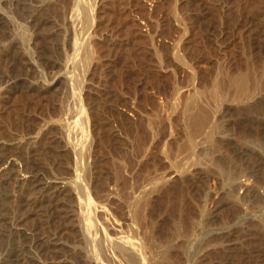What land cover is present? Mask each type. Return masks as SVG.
<instances>
[{
	"label": "rangeland",
	"instance_id": "rangeland-1",
	"mask_svg": "<svg viewBox=\"0 0 264 264\" xmlns=\"http://www.w3.org/2000/svg\"><path fill=\"white\" fill-rule=\"evenodd\" d=\"M16 1L0 0V15L6 23L0 29V142L14 151L17 149L16 154L22 160L27 158L23 169L28 174L35 169L31 163L40 149L48 166L54 163L53 171L57 169L55 173L66 182L70 189L68 202L75 209L71 223L76 228L71 230L74 234L62 237L73 239L69 241L76 250H72L76 253L72 254L73 261L121 264V250L109 248V239H120L128 228L124 222L127 216L128 225L139 223L128 215L124 202L132 204L136 196L142 199L146 194L147 199L150 197L140 219V224L144 223L141 241L147 246L150 239L154 240V248L148 247L153 253L166 243L175 242L176 246L170 247L173 259L177 257L174 264H188L187 260L189 264H264V255L247 253L252 241L264 242L263 232L255 231L261 222L264 202L250 195V191H257L264 198V192L259 194L264 189V168L256 165L263 155L252 144L253 141L259 146L264 144V0H95V23L89 36L93 52L87 65L79 67L83 73L81 86L75 82L80 69L76 65L78 70L74 71L72 62L82 44L77 30L83 14L73 8L79 0ZM27 10L36 16H50L61 26V33L32 27ZM74 31L77 48L69 44ZM16 45L19 48L14 57ZM80 120L84 125H80ZM77 123L84 130L78 127L71 131L72 124ZM81 150L84 153L80 154ZM226 166L237 170L233 168L234 173ZM223 174H233L229 176L231 180L227 177L229 182L233 181L229 183ZM173 180H178L185 190L183 198L189 210L199 211L205 205V213L213 215L206 213L204 217L209 225L206 222L203 225L208 227L201 225L203 217L198 211L192 215L195 219L184 213L177 224L180 228L181 223L195 220L197 234L193 232L189 240H197L201 252L187 253L189 259L181 251L184 246L181 243L188 239L180 233L183 225L180 229L176 225L172 231L163 226L169 215L164 211L182 199L176 195ZM80 185L88 189V199L94 205L95 242L90 238L94 233L85 223L89 205L81 196ZM15 189L17 195L21 194V186ZM194 195L197 198L193 200ZM7 203V212H12L9 215H16V200L9 199ZM162 203L165 206L161 208ZM152 205L161 208L154 215ZM30 221V227H34L35 221ZM66 241L63 242L67 245ZM97 242L107 247L103 250L104 258ZM149 250L143 257L146 262L149 260L146 264H159L151 260L149 256L153 254Z\"/></svg>",
	"mask_w": 264,
	"mask_h": 264
},
{
	"label": "bare ground",
	"instance_id": "bare-ground-1",
	"mask_svg": "<svg viewBox=\"0 0 264 264\" xmlns=\"http://www.w3.org/2000/svg\"><path fill=\"white\" fill-rule=\"evenodd\" d=\"M16 1V0H15ZM31 1V0H30ZM17 2V1H16ZM19 2V1H18ZM17 2V3H18ZM21 2H23L22 0L20 1V3ZM61 2V1H60ZM24 3H27L28 4V2H24ZM16 4V3H15ZM33 4V3H32ZM95 4H96V2H95V0H79L77 3H74V10L76 9L77 11H80L81 13H79V14H83V16H82V20H81V23H80V27L78 28V30H77V32H78V36H79V38H80V40L82 41V44L80 45V47H79V52L77 53V55L75 56V58L74 59H72L73 61V64H74V69L76 68V65H77V68L78 69H80L81 67H83V66H86L87 65V62L86 61H89L90 59V56L92 55V46H91V43H90V41H89V39H90V31H91V27H92V25H94L93 23H95L94 22V13H93V11H94V8H95ZM209 4V3H208ZM26 4H24V6H25ZM30 5V4H29ZM28 5V6H29ZM24 6H23V8H24ZM27 6V5H26ZM40 6V5H39ZM25 8H27V7H25ZM30 8H32V6L30 5ZM206 8V7H205ZM60 9V8H59ZM28 10H31V9H28ZM27 10V11H28ZM209 10V9H208ZM26 11V10H25ZM24 11V12H25ZM32 11V10H31ZM57 11V10H56ZM68 11V10H67ZM39 12V11H38ZM1 13V12H0ZM29 14V11L28 12H26V14ZM48 13V12H47ZM42 14V13H41ZM68 14V13H67ZM76 14V13H75ZM72 15H74V13L72 14ZM4 16V15H3ZM29 16H30V18H29V22H30V24H31V26L32 27H36L38 30H49V32L50 33H55V34H58V33H61V26H59V24H57V23H55L54 21H53V19L50 17V16H43V15H41V16H36V14H34V12H31L30 14H29ZM28 15H27V17H29ZM81 16V15H80ZM74 19V18H73ZM77 19V18H76ZM5 23V20H4V18L0 15V29H2L1 27H3L2 25ZM12 23V22H11ZM6 24V23H5ZM9 24V23H8ZM11 25V24H10ZM78 26V25H77ZM76 27V26H75ZM8 28H9V26H8ZM7 29V28H6ZM35 30V29H34ZM9 31V30H8ZM3 32H4V30H3ZM2 32V33H3ZM7 32V31H6ZM27 32V31H26ZM37 32H39V31H37ZM41 32V31H40ZM76 31H74L73 32V37H74V39H72L71 38V41L69 42V44H70V46L71 47H74V48H77V44H78V42H77V40H76V38H77V34H75V33H77ZM8 33V32H7ZM29 33V32H28ZM42 33V32H41ZM37 35H38V33H37ZM79 40V41H80ZM41 42V41H40ZM66 42H68V41H66ZM43 45V44H42ZM66 47V46H65ZM18 48H19V46L18 45H16L15 46V50H14V57H17L16 56V52L18 51ZM69 48V47H68ZM72 49V48H71ZM69 50V49H68ZM76 50V49H75ZM93 54H95V53H93ZM41 55V54H40ZM71 55V54H70ZM71 57V56H70ZM74 57V56H73ZM49 63V62H48ZM48 63H46V64H48ZM90 63V62H89ZM88 63V64H89ZM53 64V63H52ZM84 64V65H83ZM80 67V68H79ZM76 68V70H74V71H77L78 69ZM85 69V68H84ZM82 71H84V70H82ZM86 71V70H85ZM77 73V76L75 77L76 79H75V82H77V84L78 85H80L79 84V81H81V78H83V73H81V69H80V73L77 71L76 72ZM79 74V75H78ZM81 75H82V77H81ZM231 75V74H230ZM236 75H238V74H236ZM237 77V76H236ZM7 79V78H6ZM74 79V78H73ZM219 79H220V77H219ZM83 80V79H82ZM234 81V80H233ZM240 81V80H239ZM82 82V81H81ZM80 82V83H81ZM238 82V81H237ZM236 82V83H237ZM6 83V82H5ZM8 83V82H7ZM6 83V84H7ZM83 83V82H82ZM224 83V82H223ZM230 83V82H229ZM234 83V82H233ZM246 83V82H245ZM74 84V83H73ZM73 84H72V87H73ZM76 84V83H75ZM218 84V83H217ZM220 84V83H219ZM232 84V83H231ZM238 85H239V87H240V89H243L244 87H242L241 88V86H240V83L238 82ZM244 86H246V84H243ZM242 85V86H243ZM81 86V85H80ZM217 86V85H216ZM236 86H237V84H236ZM15 87V86H14ZM74 87H75V85H74ZM26 88V87H25ZM222 88V87H221ZM28 89V88H27ZM26 89V90H27ZM74 89V88H73ZM218 89V88H217ZM236 89V88H235ZM248 89V88H247ZM212 90V89H211ZM213 92V91H212ZM211 92V93H212ZM215 92H217V91H214V93ZM220 92V91H219ZM26 93V92H25ZM217 94H220V93H217ZM217 94H216V96H217ZM222 95V94H221ZM216 96H214V97H216ZM219 97V96H218ZM34 98V97H33ZM222 98V97H221ZM257 103V102H256ZM259 103V102H258ZM230 104V103H229ZM80 106V105H79ZM252 107V106H251ZM257 107V106H256ZM82 108V107H81ZM80 108V109H81ZM231 108V107H230ZM235 108V107H234ZM253 108V107H252ZM262 109V107L261 108H259V110H261ZM206 110V109H205ZM243 110V109H242ZM76 111V110H75ZM79 111V110H78ZM202 110H200V112H201ZM231 111V110H230ZM239 111V110H238ZM241 111V110H240ZM203 112V111H202ZM204 113H206V112H204ZM253 113H255V112H253ZM207 114H209V113H207ZM201 115H202V113H201ZM243 115V114H242ZM259 115H261V114H259ZM190 116H192V115H190ZM238 116V115H237ZM245 116V115H244ZM253 116V115H252ZM211 117V116H210ZM196 118V117H195ZM249 118V117H248ZM261 118V117H260ZM263 118V117H262ZM200 119V118H199ZM209 119V118H208ZM253 119V118H252ZM259 119V118H258ZM211 120V119H210ZM251 120V119H250ZM83 121V120H82ZM81 120L79 121V123H80V125L82 126V124L84 123V122H82ZM255 121V120H254ZM253 121V122H254ZM256 121H257V119H256ZM259 121V120H258ZM198 122V121H197ZM205 122V121H204ZM214 122V121H213ZM79 123H77V124H75V125H73L72 124V126L71 127H73L72 129H71V131H74L76 128H78V127H80L81 128V126H79ZM190 123V122H189ZM188 123V124H189ZM222 123V122H221ZM220 123V124H221ZM264 123V122H263ZM195 124V123H194ZM262 124V123H261ZM71 125V124H70ZM84 125V124H83ZM204 125V124H203ZM206 125H207V123H206ZM213 125V124H212ZM211 125V126H212ZM215 125V124H214ZM263 125V124H262ZM262 125H260V127H262ZM245 126V125H244ZM259 126V125H258ZM70 127V128H71ZM198 127V126H197ZM256 127V126H255ZM83 128H84V126H83ZM83 128H81V129H83ZM192 128V127H191ZM190 128V129H191ZM217 128L218 129H221V128H219L218 126H217ZM223 128V127H222ZM226 128V127H225ZM240 128V127H239ZM254 128V127H253ZM259 128V127H258ZM74 129V130H73ZM80 129V130H81ZM199 129V128H198ZM203 129V128H202ZM255 129V128H254ZM264 129V128H263ZM79 130V131H80ZM84 130V129H83ZM201 130V129H200ZM216 130V129H215ZM78 131V132H79ZM86 131V130H85ZM206 131V130H205ZM210 131V130H209ZM190 132V131H189ZM201 132V131H200ZM218 132V131H217ZM227 132V131H226ZM74 134L76 133V132H73ZM81 133H83L82 132V130H81V132H80V136H81ZM194 133V132H193ZM198 133V132H197ZM79 134V133H78ZM195 134V133H194ZM213 134V133H212ZM211 134V135H212ZM222 134V133H221ZM193 135V134H192ZM223 135V134H222ZM51 136V135H50ZM86 136V135H85ZM191 136V135H190ZM226 137V136H225ZM225 137H223V138H225ZM77 139V138H76ZM82 139V138H81ZM193 139V138H192ZM226 139H227V137H226ZM226 139H224V140H226ZM194 140V139H193ZM209 140H211V139H209ZM213 140V139H212ZM228 140V139H227ZM226 140V141H227ZM249 140V139H248ZM254 140V139H253ZM264 140V139H263ZM1 141V140H0ZM7 141V140H6ZM220 141L222 142V140L220 139ZM262 141V140H261ZM261 141H259V142H261ZM79 142H80V140H79ZM84 142V141H83ZM195 142V141H194ZM198 142V141H197ZM210 142H212V141H210ZM214 142V141H213ZM216 142V141H215ZM218 142V141H217ZM245 142V141H244ZM248 142V141H247ZM250 142V141H249ZM249 142H248V144H249ZM257 142V141H256ZM256 142L255 141H253V143L252 144H254L255 143V147H257V148H259V149H261V152H262V157H263V159H261L256 165H257V167L258 168H261V167H263L264 168V144L263 145H261V143H260V145L261 146H259V145H257L256 144ZM263 142V141H262ZM13 143V142H12ZM223 143H225L224 141H223ZM251 143V142H250ZM81 144V143H80ZM79 144V145H80ZM199 144V143H198ZM218 144V143H217ZM221 144V143H220ZM251 144V145H252ZM259 144V143H258ZM194 145V144H193ZM195 145H196V143H195ZM250 145V144H249ZM250 145V146H251ZM13 146V145H12ZM76 146V145H75ZM192 146V145H191ZM208 146V145H207ZM218 146V145H217ZM220 146V145H219ZM228 146V145H227ZM249 146V147H250ZM79 147V146H78ZM253 147V146H252ZM16 148V147H15ZM14 148V149H15ZM77 148V147H76ZM181 148V147H180ZM254 148V147H253ZM256 148V149H257ZM13 149V147L12 148H10V146L8 145V144H5V143H3V141L2 142H0V264H76V262H74L73 260L74 259H72V254H74L75 252H76V250L74 249V246H73V244L72 243H70L69 241H71L72 242V240H70L69 238L68 239H66L65 237H62V235H64V234H66V233H69V234H71V230H73V227H74V224H72L73 222H72V218H74V216H75V209H73V204L72 205H70L69 204V202H68V200H69V193H68V191L70 190H68L67 188L68 187H66L67 185H66V182L63 180V178H62V176H60L59 174H56L55 173V171L57 170H55V171H53L54 170V168H52L53 166H54V163H53V166L51 167V166H48L49 164H47L48 162H46L45 161V159H44V157H42L41 156V152L39 151H37L36 153H35V150H33L34 151V156L32 155V154H30V155H32V157H34V162L33 163H31V164H33L32 166H33V168H35L32 172H30L29 174L27 173V172H25L24 171V166H26V164L28 163H26V161H24L25 159H27V158H25V159H21L20 158V156H18L19 154H16V150L14 151V150H12ZM247 149V148H246ZM42 150H44V149H42ZM46 150V149H45ZM44 150V151H45ZM252 150V149H251ZM31 151V150H30ZM49 151V150H48ZM52 151V150H51ZM257 151H259V150H257ZM79 152V151H78ZM82 150H81V152H80V154H82ZM250 152V151H249ZM46 153V152H45ZM45 153H43V154H45ZM64 153V152H63ZM84 153V152H83ZM242 153V152H241ZM247 153V152H246ZM254 153H255V151H254ZM59 154H60V152H59ZM79 154V155H80ZM256 154V153H255ZM52 155V154H51ZM193 155H194V153H193ZM246 155V154H245ZM261 155V154H260ZM82 156V155H81ZM197 156V155H196ZM243 156V155H242ZM252 156V155H251ZM258 156V155H257ZM58 157V156H57ZM191 157V156H190ZM28 158H30L29 157V155H28ZM46 158H47V156H46ZM51 158V157H50ZM194 158V157H193ZM257 158V157H256ZM218 159H220V158H218ZM222 159V158H221ZM224 159V158H223ZM259 159V158H258ZM61 160V159H60ZM232 160H234V159H232L231 158V162H232ZM32 161V160H31ZM50 161H51V159H50ZM57 161V160H56ZM63 161V160H62ZM215 161H217V160H215ZM219 161V160H218ZM257 161V160H256ZM58 162V161H57ZM153 162V161H152ZM223 162H226V164H228L227 163V160L225 161V160H223ZM30 163V162H29ZM214 163V162H213ZM222 163V162H221ZM52 164V163H51ZM225 164V163H224ZM235 164V163H234ZM58 165H61V163H58ZM180 164H178V166H179ZM230 165V164H229ZM246 165V164H245ZM136 166V165H135ZM177 166V167H178ZM205 166V165H204ZM219 166H221V168H222V165H220L219 164ZM224 166V165H223ZM232 166V165H231ZM231 166L228 168L227 166V168L228 169H233L234 168V166H233V168H231ZM236 166V165H235ZM244 166V165H243ZM147 167V166H146ZM180 167V166H179ZM203 167V166H202ZM57 168V167H56ZM238 168V167H237ZM246 168V167H245ZM62 169V168H61ZM223 169V168H222ZM236 168H234V170H235ZM241 169H242V167H241ZM255 169H257V168H255ZM230 170V171H231ZM234 170H232V172H234ZM237 170V169H236ZM235 170V171H236ZM210 171V175H211V170H209ZM230 171H227V172H230ZM199 172V171H198ZM205 172V171H204ZM208 172V171H207ZM213 172H215V171H213ZM225 173L226 171H223L222 170V173ZM239 172H241V171H239ZM61 173V172H60ZM209 173V172H208ZM219 173H221V172H219ZM221 173V174H222ZM231 173V172H230ZM235 173V172H234ZM198 174V173H197ZM215 174V173H214ZM239 174H241V173H239ZM208 175V174H207ZM224 175V177L223 178H226L225 180H228V182H229V179L231 178V177H229L230 175L232 176L233 174H223ZM219 176H220V174H219ZM211 177V176H210ZM227 177L229 178V179H227ZM179 178V177H178ZM233 178V177H232ZM198 179V178H197ZM221 179V178H220ZM134 180V179H133ZM153 180V179H152ZM158 180V179H157ZM231 180V179H230ZM174 181V183H172V185H173V187L174 188H176V191H177V193L178 194H176V195H179L180 197L179 198H181L182 197V199H178L177 201H179V204H177V205H175V206H173L172 208L171 207H169V209H168V211H164V213L165 212H167L166 214H169V215H167L168 216V218L167 219H165L164 221H163V226H164V228L166 229V231H169L170 229H172L173 227H175L178 223L180 224V219L181 218H183V215H184V213H186L187 215H189V217H190V215L192 216V215H195V211L197 212L198 210H195V211H193L192 209H188L187 208V205L185 204V202H184V198H183V196H185L186 195V192H185V190H183V188H180V184H178L177 182H178V180H177V182H175L176 180H173ZM199 181V180H198ZM207 181V180H206ZM220 181V180H219ZM232 181H233V179H232ZM232 181H230V182H232ZM149 182V181H148ZM229 182V183H230ZM238 182V181H237ZM239 182H241V181H239ZM16 183H17V187H16ZM151 183V182H150ZM159 183H160V181H159ZM181 183V182H180ZM189 183V182H188ZM187 183V184H188ZM196 183H198V182H196ZM196 183L195 184H193L194 186H192V187H195V185H196ZM204 183V182H203ZM206 183V182H205ZM226 183H227V181H226ZM147 184V183H146ZM149 184V183H148ZM191 184V183H190ZM199 184V183H198ZM208 184V183H207ZM231 184H234V183H231ZM101 185V184H100ZM171 185V184H170ZM228 185H230V184H228ZM18 186H21V194H19V195H17L15 192H16V189L15 188H18ZM81 186V196H83V198H85L86 199V202L88 203V205H89V208H87V211H86V217L84 218V219H86V222L85 223H87V226H88V228L87 229H91L92 231L91 232H93L94 234H93V237H90V238H92V240L95 242V239H96V236H94L95 235V216L93 215L94 214V211H93V206L94 205H92V202H90L89 200L90 199H88V194H87V190L88 189H85V187L84 186H82V185H80ZM146 186V185H145ZM203 186H205L204 184H203ZM261 186V185H260ZM95 187V186H94ZM149 187H152L151 185L149 186ZM148 187V188H149ZM157 187V186H156ZM156 187H154V188H156ZM183 187V186H182ZM187 187V186H186ZM189 187H190V185H189ZM234 187V186H233ZM87 188V187H86ZM98 188V187H97ZM171 188H172V186H171ZM188 188V187H187ZM187 188H185V189H187ZM230 188H232L231 186H230ZM260 188V187H259ZM258 188V189H259ZM264 188V187H263ZM146 189H147V186H146ZM149 189H151V188H149ZM227 189V188H226ZM236 189V188H235ZM249 189V188H248ZM68 190V191H67ZM99 190V189H98ZM101 190V189H100ZM192 190V189H191ZM190 190V191H191ZM203 190V189H202ZM205 190V189H204ZM261 190V189H260ZM20 191V190H19ZM169 191V190H168ZM173 191V190H172ZM171 191V192H172ZM175 191V190H174ZM174 191H173V193H174ZM189 191V190H188ZM190 191H189V193H190ZM194 191V190H193ZM207 191V190H206ZM209 191V190H208ZM226 191V190H225ZM229 191V190H228ZM227 191V192H228ZM234 191V190H233ZM232 191V192H233ZM18 192V191H17ZM98 192V191H97ZM146 192V191H145ZM232 192H230V193H228V194H231ZM252 192V194H250ZM255 192H257V191H255ZM255 192H253V191H250V195H251V197H255L257 200L259 199L260 200V202H264V198L262 199L261 197H259L258 196V194H256ZM262 192H264V189H263V191H261V192H259V194L261 193L262 194ZM18 193H20V192H18ZM130 193V192H129ZM153 193V192H152ZM168 193H170V192H168ZM185 193V194H184ZM194 194H195V192H193ZM211 193V192H210ZM248 193V192H247ZM258 193V192H257ZM192 194V192L190 193V195ZM127 195V194H126ZM146 195V194H145ZM144 195V196H145ZM148 195V194H147ZM166 195H168L167 193H166ZM206 195V194H205ZM143 196V197H144ZM165 196V195H164ZM170 196L171 195H169V199H171L170 198ZM209 196V195H208ZM227 196H229V197H231L230 195H227ZM233 196V195H232ZM249 196V195H248ZM262 196H264L263 194H262ZM133 197H135V196H133ZM137 197V196H136ZM135 197V198H136ZM142 196H141V198L142 199H139V195H138V201L134 198V200L132 201V202H134V203H132V204H128L127 202H124V205H125V207L124 208H127L126 210L128 211V215H132V216H134V219L133 220H135L136 222H139V223H134V224H131L130 223V225H128V223H126V220H129V216H127L126 217V219H125V224H127V226H128V228L126 229V231L125 230H123L124 231V233H121L122 235H121V237H120V239L118 240V239H116V240H110L109 239V248H110V246L114 249V248H119L121 251H119V252H121V255H120V257H121V260H122V263H125V264H146V263H148L149 262V260H147V258L149 259V257H151L152 259L151 260H154L155 262H158L159 264H174L175 262H176V258L175 259H173V257H175L174 256V254H172V252L170 251V247H171V249H172V247H173V245H175L174 243L175 242H172V245H171V243H166V245L165 246H161V248L160 249H158L157 251L156 250H154V251H156V252H154L153 253V251L152 250H149V248L148 247H150L151 248V246H153V248H154V245L153 244H155V242H154V240H153V242H152V240L150 239V243H147L145 240V243H147V246H146V244H143L142 243V241H141V232H142V230H143V224H140L141 222V217H142V214H143V207H144V205L145 204H147V203H149V202H147V200L149 199V197H148V199H147V197L145 196L144 198H143ZM153 197V196H152ZM189 197H191L192 198V195L191 196H189ZM201 197V196H200ZM203 197V196H202ZM202 197H201V201H202ZM235 197V196H234ZM234 197H232V198H234ZM245 197L246 196H244V200H245ZM90 198V197H89ZM165 198V197H164ZM187 198V197H186ZM197 198V197H196ZM195 198V195H194V198H193V200L194 199H196ZM205 198H206V196H205ZM9 199H12V200H16V202H17V206H18V209L17 210H15V211H17V213H15L16 215H12V216H15V217H12V216H10L9 214H11V213H9V212H7L8 210H7V204H9V203H7V201L9 200ZM133 199V198H132ZM154 199V198H153ZM176 198L174 197V200H175ZM207 199V198H206ZM208 199H209V197H208ZM242 199V200H243ZM250 199V197L248 198V200ZM255 199V200H256ZM128 200V199H127ZM130 200L131 199H129V202H130ZM171 200H173V199H171ZM189 200H191V199H189ZM227 200V199H226ZM228 200H229V198H228ZM232 200V199H231ZM237 200V199H236ZM251 200V199H250ZM72 201V200H71ZM137 201V202H136ZM192 201V200H191ZM196 201V200H195ZM199 201V200H198ZM197 201V203H199ZM246 201V200H245ZM252 201V200H251ZM163 202H165V201H163ZM235 202V201H234ZM243 202V201H242ZM247 202V201H246ZM259 202V203H260ZM86 203V204H87ZM154 203V202H153ZM170 203V202H169ZM178 203V202H177ZM184 203V204H183ZM189 203V202H188ZM187 203V204H188ZM191 203V202H190ZM194 204L196 203V202H193ZM237 203V202H236ZM245 203V202H244ZM175 204V203H174ZM199 204H201V203H199ZM242 204V203H241ZM156 205V204H155ZM168 205H170V204H168ZM193 205V204H192ZM191 205V206H192ZM203 205V204H202ZM202 205H200V206H202ZM260 205V204H259ZM264 205V204H263ZM262 205V206H263ZM13 206V205H12ZM147 206V205H146ZM158 206V205H157ZM157 206H154L153 207V205H152V210H151V213L154 215V213L156 214V211L161 207H164L165 206V204L164 203H162L161 204V206L158 208ZM190 206V207H191ZM194 206V205H193ZM192 206V207H193ZM199 206V205H198ZM261 206V205H260ZM204 208L206 207L205 205L203 206ZM203 207H202V210H199L198 212L199 213H201L202 215H200V216H202L203 217V220H202V224L201 225H203V223H205L206 221H204V217H205V215H206V213H205V210H207V208H205V210H203ZM232 207V206H231ZM234 207V206H233ZM232 207V208H233ZM10 208V207H9ZM13 208V207H12ZM122 208V207H121ZM160 208V209H161ZM194 208H195V206H194ZM230 208V207H229ZM238 208V207H237ZM259 208V207H258ZM264 208V206L262 207V209ZM15 208H13V210H14ZM146 209V208H145ZM166 209V208H165ZM196 209V208H195ZM201 209V208H200ZM261 209V210H262ZM10 210V209H9ZM125 210V211H126ZM148 210V209H147ZM234 210V209H233ZM260 210V209H259ZM260 210V211H261ZM221 211V210H220ZM229 211H231V210H229ZM235 211V210H234ZM244 211V210H243ZM158 212V211H157ZM161 212H162V210H161ZM160 211H159V213H161ZM222 212V211H221ZM259 212V211H258ZM257 212V215H259V213ZM245 213H246V211H245ZM208 214V213H207ZM212 215V213H209L208 215ZM162 215H164L163 213H162ZM161 215V216H162ZM226 215V214H225ZM230 215H233V214H230ZM236 215V214H235ZM240 215V214H239ZM255 215H256V213H255ZM256 215V216H257ZM260 215L261 216H259L260 217V221L261 222H258L259 223V228H254V229H256L255 231H257V232H259V233H262V235L264 234V209H263V211L262 212H260ZM198 216V215H197ZM213 216V215H212ZM228 216V215H227ZM33 217V218H32ZM195 217V216H194ZM206 217H207V215H206ZM209 217V216H208ZM231 217V216H230ZM244 217V216H243ZM192 218H193V216H192ZM191 218V220H193V219H195V218H193L192 219ZM201 218V217H200ZM200 218H196V219H200ZM233 218V217H232ZM255 218V217H254ZM258 218V217H257ZM150 219H151V217H150ZM186 219H187V217H186ZM206 219V218H205ZM234 219V218H233ZM259 219V218H258ZM30 220H34L35 221V225H34V227L32 226V227H30L31 225L28 223ZM209 220V219H208ZM211 220V219H210ZM190 221V220H189ZM238 221V220H237ZM247 221V220H246ZM257 221V220H256ZM259 221V220H258ZM31 222V221H30ZM72 222V223H71ZM131 222V221H130ZM155 222V221H154ZM185 222H186V220H185ZM193 221H191V222H187V223H184V224H182L181 223V226L183 225V230H181L180 231V233H181V235H184V236H186L184 239H186V238H188L187 239V242H186V240H185V242H186V244H185V242H182L181 244L182 245H184L182 248L183 249H181V251L183 250L184 251V253L185 254H192L191 252H199L200 250H199V244L197 243V240L196 241H194L193 239H191V240H189V238H191L192 236H190L193 232L195 233L197 230H195L194 228H195V226H194V224H196L195 223V220H194V223H192ZM198 222V221H197ZM209 222V221H208ZM229 222V221H228ZM240 222V221H239ZM31 223H33V221L31 222ZM84 223V224H85ZM147 223V222H146ZM145 223V224H146ZM199 224H200V222H198ZM198 223H197V227H198ZM210 223V222H209ZM221 223V222H220ZM257 223V222H256ZM255 222H254V224H256ZM28 224H29V226H28ZM77 224V223H76ZM151 224H155V223H151ZM157 224V223H156ZM206 224H207V222H206ZM206 224H204V225H206ZM212 224V223H211ZM210 224V225H211ZM86 225V224H85ZM159 225V224H158ZM203 225V226H204ZM207 225H209V224H207ZM206 225V226H207ZM216 225V224H215ZM236 225V224H235ZM145 226H147V225H145ZM181 226H180V228H181ZM200 226V225H199ZM204 227L205 228V231L207 232V230H206V228L208 227ZM211 226H213V225H211ZM210 226V227H211ZM251 226V225H250ZM256 226V225H255ZM86 227V226H85ZM148 227V226H147ZM178 227V225L176 226V228ZM201 227V226H200ZM200 227H199V229H200ZM210 227H209V229H208V232H209V230H210ZM245 227V226H244ZM243 227V228H244ZM254 227V225H252V228ZM257 227V226H256ZM75 228H76V225H75V227H74V230H75ZM162 228V227H161ZM176 228H174V229H172V230H175ZM179 228V227H178ZM177 228V229H178ZM179 228V229H180ZM228 228V227H227ZM93 229H94V231H93ZM146 229V228H145ZM150 229V228H149ZM157 229V228H156ZM163 229V228H162ZM198 229V230H199ZM222 229V228H221ZM225 229V228H224ZM229 229V228H228ZM231 229V228H230ZM172 230H170V231H172ZM202 230V229H201ZM204 230V229H203ZM236 230V229H235ZM76 231H77V229H76ZM177 232H178V234L177 235H179L180 233H179V231L178 230H176ZM176 231H174V232H176ZM218 230H216V232H217ZM144 232V231H143ZM146 232V231H145ZM162 232V231H161ZM160 232V233H161ZM165 231H163V233H164ZM182 232H183V234H182ZM202 232V231H201ZM214 232H215V230H214ZM246 232V231H245ZM76 233V232H75ZM150 233V232H149ZM158 233V232H157ZM167 233V232H166ZM193 233V234H194ZM203 233H204V231H203ZM210 233H211V231H210ZM213 233V232H212ZM228 233V232H227ZM255 233V232H254ZM72 234H74V233H72ZM71 234V235H72ZM154 234V233H153ZM168 234V233H167ZM171 234V233H170ZM175 233H174V235H176ZM192 234V235H193ZM195 234H197V233H195ZM207 234V233H206ZM250 234V233H249ZM77 235V234H76ZM145 235V234H144ZM208 235V234H207ZM210 235V234H209ZM217 235V234H216ZM258 235V234H257ZM262 235H258V236H262ZM92 236V235H91ZM165 236V235H164ZM171 236V238H173L172 236L173 235H170ZM183 236V237H184ZM190 236V237H189ZM197 236V235H196ZM215 236V235H214ZM252 236H254V235H252ZM67 237V236H66ZM77 236H75V238H76ZM175 237V236H174ZM182 237V236H181ZM206 237V236H205ZM222 237V236H221ZM263 237V236H262ZM61 238H65L64 240H65V242H67L66 240H68V244L66 245V243H64L63 241L64 240H61ZM106 238V237H105ZM108 238V237H107ZM145 238V237H144ZM151 238H153V237H151ZM161 238H163V236L161 237ZM176 238V237H175ZM210 238V237H209ZM214 238V237H213ZM218 238V237H217ZM112 239V238H111ZM149 239V238H148ZM148 239H146V240H148ZM164 239H166V236L163 238V241H164ZM167 239H170L169 237H167ZM177 239V238H176ZM176 239H172V240H176ZM183 239V240H184ZM223 239V238H222ZM256 239V238H255ZM75 240V239H74ZM77 240V239H76ZM75 240V241H76ZM80 240V239H79ZM98 240V239H97ZM96 240V241H97ZM143 240V239H142ZM162 240V239H161ZM180 240V239H179ZM194 242H193V241ZM200 240V239H199ZM199 240H198V242H199ZM210 240V239H209ZM260 240H262V238L260 239ZM177 241V240H176ZM202 241V240H201ZM205 241V240H204ZM212 241V240H211ZM216 241H217V239H216ZM222 241V240H221ZM259 241V240H258ZM74 242V241H73ZM169 242V241H168ZM230 242V241H229ZM240 242V241H239ZM251 242V241H250ZM254 241H252V243H251V245H247L248 246V249H250L249 251H247V250H245V249H243V250H245V251H247V253L248 252H250V256H251V254H254V256H262V255H264V242H263V240H262V242H254ZM101 243V242H100ZM99 242H97L96 243V245H99V253H100V255H102L101 257L102 258H104V254H103V252H105V251H103L104 249H106L105 248V246L104 247H102V244L103 243H101L100 244ZM160 243V242H159ZM180 243V242H179ZM179 243H177V244H179ZM184 243V244H183ZM205 243V242H204ZM213 243V242H212ZM221 243V242H220ZM72 244V245H71ZM162 244V243H161ZM207 244H210V243H207ZM215 245H216V243H214ZM218 244H219V242H218ZM71 245V246H70ZM75 245V244H74ZM107 245V244H106ZM157 245H159V244H157ZM200 245H201V243H200ZM176 246V245H175ZM178 246V245H177ZM181 246V245H180ZM210 246V245H209ZM209 246H207V247H209ZM214 246V245H213ZM221 246V245H220ZM242 246V245H241ZM202 247H204L203 246V244H202ZM201 247V248H202ZM206 247V246H205ZM244 247V246H243ZM76 248V247H75ZM108 248V249H109ZM148 248V249H147ZM152 248V249H153ZM200 248V249H201ZM247 248V247H246ZM77 249V248H76ZM97 249V250H98ZM112 249V250H113ZM203 249V248H202ZM209 249V248H208ZM220 249V248H219ZM72 250H75V252L73 253L72 252ZM148 250H149V252H151L153 255L152 256H149V257H147L146 258V260H147V262L144 260V256L146 255V252L148 253ZM197 250V251H196ZM204 250V249H203ZM212 250V249H211ZM182 251V252H183ZM216 251V250H215ZM218 251V250H217ZM77 252H78V250H77ZM197 252V253H198ZM201 252V251H200ZM243 253H246V252H244V251H242ZM81 253V252H80ZM115 253V252H114ZM174 253V252H173ZM183 253V254H184ZM76 254V253H75ZM74 254V255H75ZM105 254H107V253H105ZM184 254V255H185ZM187 254V255H188ZM189 254V255H190ZM199 254V253H198ZM201 254V253H200ZM212 254V253H211ZM218 254H220V253H218ZM234 254V253H233ZM78 255H81V254H78ZM78 255H77V257H78ZM119 255V254H118ZM117 255V256H118ZM189 255L188 256H185V257H188V259L190 258L189 257ZM216 255V254H215ZM236 255V254H235ZM234 255V256H235ZM192 256V255H191ZM194 256L196 257V255L194 254ZM238 256V255H237ZM241 256V255H240ZM249 256V257H250ZM253 256V257H254ZM144 257V258H143ZM184 257V256H183ZM193 257V256H192ZM195 257H194V259H195ZM214 257V256H213ZM237 258H239V257H237ZM84 259V258H83ZM114 259V258H113ZM193 259V258H192ZM197 259V258H196ZM181 260V259H180ZM183 261H184V259H183ZM186 261V260H185ZM79 262H81V261H79ZM178 262H180V261H178ZM189 262H190V260L188 261L187 260V263L189 264ZM121 263V264H122ZM181 263V262H180ZM191 263V262H190ZM193 263H195V260H193ZM78 264V263H77ZM80 264V263H79ZM116 264V263H115ZM157 264V263H156ZM182 264V263H181ZM198 264V263H197Z\"/></svg>",
	"mask_w": 264,
	"mask_h": 264
}]
</instances>
